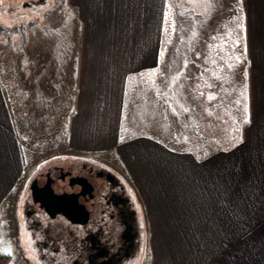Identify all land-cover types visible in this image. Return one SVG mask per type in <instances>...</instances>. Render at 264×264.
Listing matches in <instances>:
<instances>
[{
	"label": "crops",
	"instance_id": "1",
	"mask_svg": "<svg viewBox=\"0 0 264 264\" xmlns=\"http://www.w3.org/2000/svg\"><path fill=\"white\" fill-rule=\"evenodd\" d=\"M221 1L185 0L178 15L170 0H62L54 24L37 13L0 18V46L11 47L0 48V237L11 238L27 171L53 156H25L38 117L61 152L99 161L133 189L142 264H264V0ZM171 49L174 88L161 81ZM141 71L155 72L154 91L172 96L174 111L191 101L192 119L219 120L217 141L170 137L154 91L131 129L128 82ZM241 73L248 117L234 141L231 118L203 115L200 101H226L223 87ZM41 101L51 102L40 114Z\"/></svg>",
	"mask_w": 264,
	"mask_h": 264
},
{
	"label": "flooded vegetation",
	"instance_id": "2",
	"mask_svg": "<svg viewBox=\"0 0 264 264\" xmlns=\"http://www.w3.org/2000/svg\"><path fill=\"white\" fill-rule=\"evenodd\" d=\"M43 2L25 6L35 14ZM50 158L27 171L17 199L19 243L31 263L136 264L144 226L130 185L91 158Z\"/></svg>",
	"mask_w": 264,
	"mask_h": 264
},
{
	"label": "rangeland",
	"instance_id": "3",
	"mask_svg": "<svg viewBox=\"0 0 264 264\" xmlns=\"http://www.w3.org/2000/svg\"><path fill=\"white\" fill-rule=\"evenodd\" d=\"M31 1L37 0H0V18L6 19V22H9L12 17L23 16V19H25L26 17L31 16V14H33L32 11L35 5H31L30 8L25 6ZM184 1L185 0H170V4H173V10L177 11L178 15L180 11H182V9H185V7L182 5L185 3ZM210 1L212 2V0ZM213 1L217 2L218 6L222 5L221 0ZM52 2L47 5L46 1L44 0L41 6H39L40 8L38 9L37 16L40 17V22H43V20L48 21L50 19L51 23L53 21L54 24L55 22H57L54 20V18L62 16V0H55V4H52ZM51 5H53V7L47 9V6ZM168 18L172 20L173 23V16H168ZM44 27V29L49 28L47 26ZM167 42H169V38ZM171 45L173 47V42ZM171 45H169L168 47H171ZM5 47H8L9 51H11V47L7 44L0 46L3 51ZM174 61V52L173 49H171L168 55V64L165 66L166 69H163L164 67L162 68L163 70H165V72L163 76H161L162 84H166V86H170V88H174V81H170V78L173 79L172 76L175 65ZM242 65L243 63L240 66L241 71L243 69ZM155 79V72L148 71H141L130 77V80L128 82V94L130 95V101H127L126 103V111L128 115V124L130 125L131 129H133L134 127L138 128V126H140V124L142 123L139 122L141 120L138 119L142 118L143 114H148L149 108L153 107L151 105L152 101L149 100H151V96L153 95L154 91V85H156ZM232 79L233 76L231 77V79H229L231 85L229 87L224 86L222 89L224 91V93L222 94H225L224 97L226 98V101H215L214 107H207L206 104L202 103L203 101H200V106L202 109L201 113H203V115L205 116L210 115L212 111L214 114H216L217 118H219L218 114L220 113H225V115H228L229 118H231L232 122L230 125V135H232L231 140H234L233 137H235L236 134H239V131H241V128L243 127L242 125L248 117V83H244L242 73L239 76V80L238 77L234 81ZM154 94H156V97H158V109L160 112H162V119L166 122L167 133L170 137L175 140H181L184 142V144L186 143L190 145L200 146L209 145L212 140L217 141V139L212 138L211 135L217 133L215 129H221L219 120H217L216 122L210 121V119H201L197 122L191 118V116L196 112L195 110L193 111V107H191V101H186V109L182 112L179 111L178 113L171 107L172 103L174 102L172 100V96L170 98L169 94L168 96H165L163 94L159 95L157 91ZM142 96H144V98ZM45 102L49 103L51 101H44L43 104H41L39 110H37V112L40 111V114L44 112L46 108ZM165 105L167 106L166 110L164 108ZM162 109L165 110L166 114L162 111ZM207 110H210V112ZM36 118V121H34L33 123L29 122L27 124V129L34 132L39 131V133H36L37 137L32 136L25 139L24 151L28 153V155L25 156L30 158L31 162H33L39 158L44 159L45 157L52 156L54 154L65 155V152H61L65 150L62 147V138L55 136H47L48 138L43 137V133L42 131H40L43 130L44 127L43 121L41 120V118ZM232 124H235V126H232ZM234 129L235 131H233ZM47 160L49 159H46L44 161ZM11 209L13 210V206L11 207ZM17 218V213H14L12 211L10 213L9 221V235L11 238L7 237L5 234L3 235V233L0 237V256L3 255L4 257H6V264H22L24 263L23 261H27L29 263L31 262L29 256L24 252V250H22V245L20 243H17V239H14V221H17ZM144 248L145 246H143L138 258L136 259V264H142L140 258H142L141 256H143Z\"/></svg>",
	"mask_w": 264,
	"mask_h": 264
},
{
	"label": "built area",
	"instance_id": "4",
	"mask_svg": "<svg viewBox=\"0 0 264 264\" xmlns=\"http://www.w3.org/2000/svg\"><path fill=\"white\" fill-rule=\"evenodd\" d=\"M166 105L164 106L165 110H166ZM165 110L162 109V111L165 113ZM166 114V113H165ZM17 234V230H16V226L14 227V230H13V235H16Z\"/></svg>",
	"mask_w": 264,
	"mask_h": 264
}]
</instances>
